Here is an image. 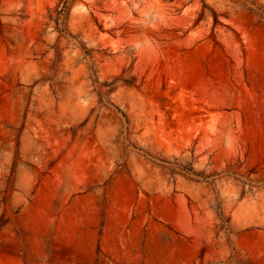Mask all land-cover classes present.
I'll return each mask as SVG.
<instances>
[{
	"label": "rangeland",
	"instance_id": "obj_1",
	"mask_svg": "<svg viewBox=\"0 0 264 264\" xmlns=\"http://www.w3.org/2000/svg\"><path fill=\"white\" fill-rule=\"evenodd\" d=\"M204 2L0 0V264H264V0Z\"/></svg>",
	"mask_w": 264,
	"mask_h": 264
},
{
	"label": "trees",
	"instance_id": "obj_2",
	"mask_svg": "<svg viewBox=\"0 0 264 264\" xmlns=\"http://www.w3.org/2000/svg\"><path fill=\"white\" fill-rule=\"evenodd\" d=\"M201 2H202V6L204 9L208 8V6L205 4L204 0H201ZM214 16H215V14H214ZM215 23H218L216 18H215Z\"/></svg>",
	"mask_w": 264,
	"mask_h": 264
}]
</instances>
